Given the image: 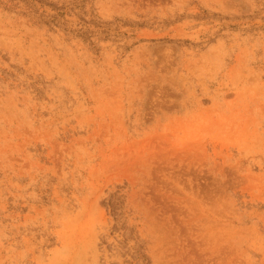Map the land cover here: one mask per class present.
<instances>
[{
	"label": "rangeland",
	"instance_id": "374dc122",
	"mask_svg": "<svg viewBox=\"0 0 264 264\" xmlns=\"http://www.w3.org/2000/svg\"><path fill=\"white\" fill-rule=\"evenodd\" d=\"M0 264H264V0H0Z\"/></svg>",
	"mask_w": 264,
	"mask_h": 264
}]
</instances>
